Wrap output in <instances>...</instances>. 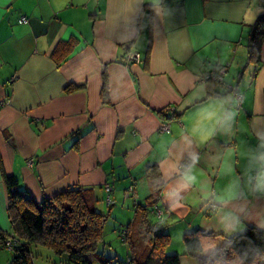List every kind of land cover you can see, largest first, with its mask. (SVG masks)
<instances>
[{
    "label": "crops",
    "instance_id": "obj_1",
    "mask_svg": "<svg viewBox=\"0 0 264 264\" xmlns=\"http://www.w3.org/2000/svg\"><path fill=\"white\" fill-rule=\"evenodd\" d=\"M262 14L264 0H0V231L7 176L36 203L90 190L117 232L153 202L180 264H197L184 235L264 233V41L258 63L247 53Z\"/></svg>",
    "mask_w": 264,
    "mask_h": 264
},
{
    "label": "trees",
    "instance_id": "obj_2",
    "mask_svg": "<svg viewBox=\"0 0 264 264\" xmlns=\"http://www.w3.org/2000/svg\"><path fill=\"white\" fill-rule=\"evenodd\" d=\"M263 41L264 14L259 16L249 34L247 53L250 63H258ZM208 80L216 81L214 78ZM3 180L11 234L0 231V248L5 249L8 238L15 243L10 251L13 255L11 264H32L35 257L32 248L50 252L58 264H116L115 258L104 260L97 251L103 240L107 216L96 211L98 200L90 190L70 188L36 203L17 189L14 177L3 176ZM152 204L137 207L134 220L119 231L128 250V263L180 264L179 255L165 252L169 236L149 219ZM182 241L186 253L195 257L197 264H264V233L253 229H247L218 247H215L213 237L198 232L184 235ZM205 251L206 254L199 255Z\"/></svg>",
    "mask_w": 264,
    "mask_h": 264
},
{
    "label": "rangeland",
    "instance_id": "obj_3",
    "mask_svg": "<svg viewBox=\"0 0 264 264\" xmlns=\"http://www.w3.org/2000/svg\"><path fill=\"white\" fill-rule=\"evenodd\" d=\"M108 214L109 212L105 213L104 215L107 216ZM111 221H112V217L109 218L107 217V221L104 226V235L102 241L107 243L106 248L100 247L98 252L100 255H104L106 259L113 258L114 253H120L124 249L122 245H125L124 243H122L120 239V233L117 232L116 229L112 226ZM5 250H7L8 252V249Z\"/></svg>",
    "mask_w": 264,
    "mask_h": 264
},
{
    "label": "built area",
    "instance_id": "obj_4",
    "mask_svg": "<svg viewBox=\"0 0 264 264\" xmlns=\"http://www.w3.org/2000/svg\"><path fill=\"white\" fill-rule=\"evenodd\" d=\"M19 23H26L25 18H21ZM138 61H139L138 55H128L126 57V59H125V62L128 63V64L137 63ZM210 78H214L218 82H221V80H222L220 75L219 76H215L214 74L213 75L211 74V75L205 76L206 80H208ZM230 91H231V93L233 94L234 97L238 98V94L236 93L235 88H230ZM167 129H168V126H165V127L162 128V131H167ZM109 191H110V189L108 187H106V192L108 193ZM105 202H106L107 206H110L112 204V201L110 200L109 197L106 198ZM4 247H5V249H8V251H11L15 247V243H13L12 239L8 238L5 241Z\"/></svg>",
    "mask_w": 264,
    "mask_h": 264
}]
</instances>
